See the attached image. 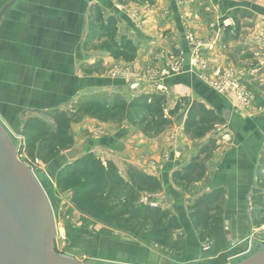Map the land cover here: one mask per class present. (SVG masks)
<instances>
[{"label":"crops","instance_id":"0c3cea01","mask_svg":"<svg viewBox=\"0 0 264 264\" xmlns=\"http://www.w3.org/2000/svg\"><path fill=\"white\" fill-rule=\"evenodd\" d=\"M10 1L0 0V11ZM241 4L237 0L16 1L0 21L1 126L9 135L20 132L22 137L29 118H45L44 112L55 109L70 111L80 96L99 93L129 99L161 92L167 96L166 110L174 108L180 97L211 109L210 103L218 99L230 112L229 121L217 124L201 140H190L183 133L187 108L154 139L127 125L89 117L72 123L71 134L76 144L81 140L75 131L84 132L89 151L112 162L123 177L127 166L155 176L162 191L141 198L169 210L173 203L188 250L198 248L199 240L184 202L223 189L224 235L227 248L232 246L252 228V195L264 194V0ZM236 7L250 10L252 16L240 19L239 36L230 34L224 43V28L234 24L226 15ZM99 15L105 21L115 19L113 42L125 38L136 48L134 53L112 47L104 38L89 39ZM224 75L247 95V105H241L237 92L222 83ZM85 78L93 79V86L82 88ZM209 139L215 140V149L204 162V177L183 194L171 174L188 165ZM57 159L48 164L56 167L53 180L65 163ZM259 168L262 179L257 185ZM101 242L105 251L111 241ZM130 254L124 260L137 259V253Z\"/></svg>","mask_w":264,"mask_h":264},{"label":"trees","instance_id":"16d2710c","mask_svg":"<svg viewBox=\"0 0 264 264\" xmlns=\"http://www.w3.org/2000/svg\"><path fill=\"white\" fill-rule=\"evenodd\" d=\"M251 16L252 12L246 8L230 10L226 17H231L234 24L224 28V43L230 34L239 36L240 19ZM95 22L89 39L104 38L112 43V47L131 53L136 51L125 38L119 44L113 42L117 31L113 17L105 21L99 15ZM103 94L80 96L70 111L55 109L44 112L45 118H29L22 131L25 162L39 161L48 165L61 157L75 144L71 124L85 116L104 124L127 125L146 139L157 138L171 128L172 119L183 108H187L183 133L190 140L204 139L217 124L224 123L213 109L186 97L178 98L174 108L166 110L167 96L161 92L140 93L129 99L118 93ZM214 149L215 140L209 139L188 165L172 172L173 183L189 190L194 182L204 177V162ZM261 179L259 168L257 185ZM54 184L58 192H69L70 205L81 215L165 251L176 259L186 255L184 228L178 216L168 209L151 207L141 198L142 194L162 191L161 182L155 176L127 166L126 177H123L112 162H103L88 151L74 162L66 161L57 170ZM224 194L223 189H215L195 198L187 207L191 227L198 240L204 243L203 264H225ZM251 205L252 225L257 228L264 214V194L252 195Z\"/></svg>","mask_w":264,"mask_h":264},{"label":"rangeland","instance_id":"374dc122","mask_svg":"<svg viewBox=\"0 0 264 264\" xmlns=\"http://www.w3.org/2000/svg\"><path fill=\"white\" fill-rule=\"evenodd\" d=\"M100 95L104 96L105 94L100 93ZM83 118H80L79 121ZM75 133L79 134L78 138L81 140L79 143L85 140L84 132L80 134L79 130H76ZM9 137L18 152L19 161L29 168L48 199L55 226L54 247L58 254L73 258L78 262L93 264H203L204 258L201 254L204 246L203 242L199 241L198 248L187 249L186 255L183 258L176 259L165 251L145 245L128 234L118 232L81 215L70 205L69 192L57 191L53 180L56 167L54 165H41L38 161L25 162L26 155L23 154V138L20 132H11ZM177 188L181 193L189 194V190L186 191L185 187L177 186ZM185 200L186 198H184ZM193 200L190 203H184L189 205ZM147 202L161 207L153 199H148ZM181 202L183 203V201ZM176 210L173 203H171L169 211L172 214H176ZM251 227L246 229L244 239L234 240L233 243H235L228 248L225 245L223 251L225 264H241L254 256L258 248L264 247V214L260 220V226L255 228L251 225ZM104 239H108L111 242H108L107 249L102 251L104 244L101 241ZM132 243L138 245V249L129 248L128 246L132 247ZM132 252L133 254L137 253L136 261L124 260ZM108 254H113L114 258L108 257Z\"/></svg>","mask_w":264,"mask_h":264},{"label":"water","instance_id":"95a60500","mask_svg":"<svg viewBox=\"0 0 264 264\" xmlns=\"http://www.w3.org/2000/svg\"><path fill=\"white\" fill-rule=\"evenodd\" d=\"M11 0L0 11V21ZM82 88L93 86L90 78L81 80ZM213 110L229 121L230 112L218 99ZM84 140L64 151L59 162H74L89 151ZM55 226L48 199L29 168L18 159V152L0 124V264H93L82 263L55 251ZM241 264H264V247Z\"/></svg>","mask_w":264,"mask_h":264},{"label":"built area","instance_id":"2783aa9c","mask_svg":"<svg viewBox=\"0 0 264 264\" xmlns=\"http://www.w3.org/2000/svg\"><path fill=\"white\" fill-rule=\"evenodd\" d=\"M222 83H228L236 92H237V97H238V102L241 104V105H247L249 103V100L247 98V95L243 92V91H240L238 86L236 84H233L230 80H229V77L224 75V80H222ZM151 207H155L154 204H150Z\"/></svg>","mask_w":264,"mask_h":264}]
</instances>
